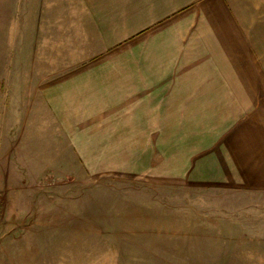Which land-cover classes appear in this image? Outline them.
Returning a JSON list of instances; mask_svg holds the SVG:
<instances>
[{
	"label": "rangeland",
	"instance_id": "374dc122",
	"mask_svg": "<svg viewBox=\"0 0 264 264\" xmlns=\"http://www.w3.org/2000/svg\"><path fill=\"white\" fill-rule=\"evenodd\" d=\"M69 1L0 0V264H264V196L222 157L237 101L210 108L216 85L192 76L202 37L166 68L157 35L133 43L125 14ZM21 91L39 94L30 146L3 103Z\"/></svg>",
	"mask_w": 264,
	"mask_h": 264
},
{
	"label": "crops",
	"instance_id": "0c3cea01",
	"mask_svg": "<svg viewBox=\"0 0 264 264\" xmlns=\"http://www.w3.org/2000/svg\"><path fill=\"white\" fill-rule=\"evenodd\" d=\"M52 2L62 12L64 5H60L70 4L69 0H41V4ZM89 2L96 13L105 8H99L104 2L111 13L125 14L127 22L123 34L133 43L140 37L157 35V50L166 55L163 65L166 68H182L187 37H202V45L191 43L190 46V67L196 68L192 76H205L209 87L216 85V89L208 88L206 92L208 100L217 101L209 104L210 108L219 106L220 101L226 108V101L234 100L239 109L237 126L222 143L223 160L230 155L232 164L237 165L240 190L264 196V0H82L85 4ZM44 13L50 19L49 8ZM61 17L56 15L54 18ZM129 46L130 50H135ZM142 77L143 83L166 82L151 79L158 77L156 75L144 74ZM201 82L204 80H191L193 84ZM258 85H263L262 90H258ZM21 92H16L11 99L5 95L3 103L4 109H13L16 132L21 133L20 138L28 144L36 138L34 128L39 125L34 116V110L40 104L39 94ZM54 94H46L43 99L47 102H42V107L51 113L56 108L62 109L68 115L71 101L63 99L61 104L56 103ZM212 153L216 157L220 151ZM208 156L212 157L211 154Z\"/></svg>",
	"mask_w": 264,
	"mask_h": 264
},
{
	"label": "built area",
	"instance_id": "2783aa9c",
	"mask_svg": "<svg viewBox=\"0 0 264 264\" xmlns=\"http://www.w3.org/2000/svg\"><path fill=\"white\" fill-rule=\"evenodd\" d=\"M1 206H2V199H1V196H0V211H1Z\"/></svg>",
	"mask_w": 264,
	"mask_h": 264
}]
</instances>
